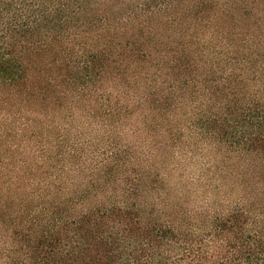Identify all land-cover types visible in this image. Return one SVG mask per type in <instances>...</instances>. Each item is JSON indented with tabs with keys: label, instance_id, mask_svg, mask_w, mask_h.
Wrapping results in <instances>:
<instances>
[{
	"label": "trees",
	"instance_id": "obj_1",
	"mask_svg": "<svg viewBox=\"0 0 264 264\" xmlns=\"http://www.w3.org/2000/svg\"><path fill=\"white\" fill-rule=\"evenodd\" d=\"M0 264H264V0H0Z\"/></svg>",
	"mask_w": 264,
	"mask_h": 264
}]
</instances>
